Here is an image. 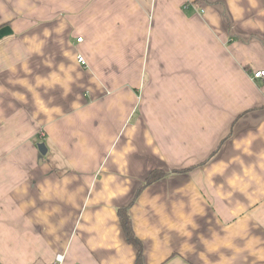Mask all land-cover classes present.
Instances as JSON below:
<instances>
[{
    "label": "crops",
    "instance_id": "0c3cea01",
    "mask_svg": "<svg viewBox=\"0 0 264 264\" xmlns=\"http://www.w3.org/2000/svg\"><path fill=\"white\" fill-rule=\"evenodd\" d=\"M261 69L264 0H0V264H264Z\"/></svg>",
    "mask_w": 264,
    "mask_h": 264
},
{
    "label": "trees",
    "instance_id": "16d2710c",
    "mask_svg": "<svg viewBox=\"0 0 264 264\" xmlns=\"http://www.w3.org/2000/svg\"><path fill=\"white\" fill-rule=\"evenodd\" d=\"M162 175H164V171L162 169H156L151 171L148 175L147 182L151 183L157 179H159ZM120 221L123 228V231L127 237V240L133 243L137 248V260L135 264H142V244L141 241L135 235V232L132 228V219L127 210V208L119 209Z\"/></svg>",
    "mask_w": 264,
    "mask_h": 264
},
{
    "label": "built area",
    "instance_id": "2783aa9c",
    "mask_svg": "<svg viewBox=\"0 0 264 264\" xmlns=\"http://www.w3.org/2000/svg\"><path fill=\"white\" fill-rule=\"evenodd\" d=\"M77 40L78 41L82 40V37H78ZM78 60H79V62H81L83 64L86 63L85 59L82 56H79ZM253 76L254 77H264V69L254 71ZM63 260H64V255L61 253H58L56 255V258H55V264H61V262H63Z\"/></svg>",
    "mask_w": 264,
    "mask_h": 264
},
{
    "label": "water",
    "instance_id": "95a60500",
    "mask_svg": "<svg viewBox=\"0 0 264 264\" xmlns=\"http://www.w3.org/2000/svg\"><path fill=\"white\" fill-rule=\"evenodd\" d=\"M38 147H39V149H40V151H41L42 153H45V152L47 151V146H46V143H45V142H40V143L38 144Z\"/></svg>",
    "mask_w": 264,
    "mask_h": 264
}]
</instances>
